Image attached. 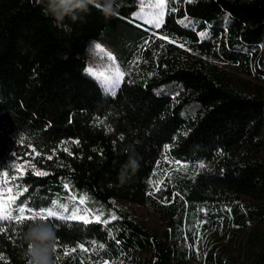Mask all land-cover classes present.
Wrapping results in <instances>:
<instances>
[{
    "label": "trees",
    "instance_id": "1",
    "mask_svg": "<svg viewBox=\"0 0 264 264\" xmlns=\"http://www.w3.org/2000/svg\"><path fill=\"white\" fill-rule=\"evenodd\" d=\"M135 1L117 0L111 17L90 6L57 27L46 0H0V181L12 161L31 160L49 175L28 170L17 203L67 184L117 215L106 225L52 218V264H184L195 240L218 229L242 235L231 237L238 255L214 247L204 264H263L264 0H170L165 25L151 31L132 18ZM89 41L126 71L116 95L84 74ZM112 199L145 205L167 229ZM32 223L0 231V264H26ZM93 241L105 245L99 256L78 247Z\"/></svg>",
    "mask_w": 264,
    "mask_h": 264
},
{
    "label": "snow or ice",
    "instance_id": "2",
    "mask_svg": "<svg viewBox=\"0 0 264 264\" xmlns=\"http://www.w3.org/2000/svg\"><path fill=\"white\" fill-rule=\"evenodd\" d=\"M169 2L170 0H155L153 3L146 4L145 0H140L141 11L134 16V21L140 20L142 21V25H148V28H145V31H151L152 28L161 29L166 22L165 9ZM188 2H191V0H188ZM145 9H147V11H145ZM187 20L188 17L185 16L184 20H181L180 23H184ZM142 25L138 24L137 26L140 27ZM152 35L157 36L158 39L167 40L168 43H173V40L166 35H158L157 32H152ZM199 35L205 37L207 34L201 31ZM93 55L100 58V70L94 72L92 68H89L88 72L94 76L102 77L100 82L105 85L111 95H116L117 89L121 86L124 77L127 75L126 71L117 66L114 69V75L105 72L104 69L106 62L104 61V57H106L107 61H110L112 65H116V61L115 58L100 44L94 45ZM21 140L23 142V138H21ZM65 151H67V149H65ZM32 152H35L37 156L40 155V152L34 147L32 148ZM29 155H31V153H29ZM69 155H72V153L69 152ZM47 159H52V157L49 156ZM32 160H35L34 156L32 157ZM29 166L31 167L33 175H49L47 171L37 169L35 164L30 161H17L11 166H8L6 171H3V181L0 182V231L5 230L6 224H14L15 227L19 229L24 225L25 221L29 220L33 223L28 225V227L41 228L44 226H52V218L65 221L79 220L85 225L93 220L97 223L108 222L101 219L103 213L87 207V201L89 198L86 194H80L79 196L70 194L66 197L68 201L67 203H61L60 199L57 198L53 201L52 207L39 211L30 208L26 200L17 203L19 197L29 191V186L24 183V178L28 173ZM3 167V164L0 163V169H3ZM200 167L203 168L204 165L201 164ZM17 173H19V175H17ZM65 188L69 189V186L65 184ZM69 191L71 192L70 189ZM112 219H116V217L113 216ZM117 243L119 242L117 241ZM58 247V243H55L53 252H56ZM78 247L83 251L91 250L95 255L99 256L100 251L105 248V245L93 241L91 249L85 247L83 244L78 245ZM75 251L76 248H65L63 254L68 255L70 252ZM93 264H119V262L100 257V259L94 261Z\"/></svg>",
    "mask_w": 264,
    "mask_h": 264
},
{
    "label": "rangeland",
    "instance_id": "3",
    "mask_svg": "<svg viewBox=\"0 0 264 264\" xmlns=\"http://www.w3.org/2000/svg\"><path fill=\"white\" fill-rule=\"evenodd\" d=\"M153 2H155V0H145L146 4L153 3ZM135 4L137 6V9L132 14V18H134V16L141 11L140 0H136ZM145 11H147V9H145ZM137 21H140V20H137ZM140 22H142V21H140ZM95 44H97V43L92 42V41L87 42L86 66H85L84 74L87 77L93 79L95 82H97L104 93L111 95L109 93V91L106 89L105 85L100 82V79H102V77L94 76L93 74H90L88 72L89 68H92L94 72H98L100 70V64H99L100 58L93 55ZM104 61L106 62L105 69H104L105 72L107 74H113L114 75V69H115V67H117V65H112L110 61H107L106 57H104ZM248 79L253 80L252 78H248ZM260 154L264 158V148H263V150L260 151ZM49 156L52 157V155H48V156H46V158ZM26 161H30L31 163H33L31 160H26ZM15 162L16 161H12L11 165ZM37 169H39V168H37ZM29 170L31 171L30 166H29ZM39 170H41V169H39ZM18 174L19 173H17V175ZM2 181H0V182H2ZM69 189L71 190V192L69 191ZM69 189H66L64 187L62 193L56 194L55 196H47V195H44V192H43V198L40 201H37V202L34 201V203H32V205L29 207L32 209L38 210V211L39 210H45V209L52 207L53 201L56 200L57 198L60 199L61 203H67L68 201H67L66 197H68L70 194H75L77 196H79L80 194H86V193L80 192L78 190H73L70 186H69ZM86 195L89 198L87 201V207H89L93 210H96L97 212L103 213L101 219L108 221L107 223H101V224L106 225V224L117 219V215L115 214L114 211L109 210L103 204L96 201L90 195H88V194H86ZM112 202L115 206H118V207H121V208L127 210L133 217H135L139 221L145 223L148 227L155 229L159 233H161L163 230L167 229L166 221H163V220L159 219L156 215L150 213L148 211L147 207L143 204L131 203V202L121 201V200H117V199H112ZM227 205L228 204H224L223 207L225 208V206L227 207ZM113 216H115L116 219H112ZM68 221L82 222L79 220H68ZM90 223H97V222H95L93 220ZM232 233L234 234L233 236H236L238 239L240 237H242V235L238 232H234V231L228 230V229H226V230L218 229L217 231H214L210 234H207L204 237L198 238L197 240H195V244L193 246L194 253L190 256L188 261L184 264H204L203 260H204L205 256L207 255V252L209 250L213 249L214 247H215V254L220 252L223 259H229L231 257L235 258L238 255L239 240L234 241L231 238Z\"/></svg>",
    "mask_w": 264,
    "mask_h": 264
},
{
    "label": "clouds",
    "instance_id": "4",
    "mask_svg": "<svg viewBox=\"0 0 264 264\" xmlns=\"http://www.w3.org/2000/svg\"><path fill=\"white\" fill-rule=\"evenodd\" d=\"M45 0H36L37 5L44 4ZM47 7L42 8L45 16H50L57 27L63 26V21L67 18L72 22L81 17L77 12L87 13L89 7H95L106 17L117 15L120 5L117 0H46ZM66 31H70L64 26ZM137 162H129L128 168L131 173L138 169ZM128 170L122 168L119 173L121 183L128 177ZM28 248L24 253L26 264H52L53 248L56 241V230L54 226H44L41 228L29 227L25 233Z\"/></svg>",
    "mask_w": 264,
    "mask_h": 264
},
{
    "label": "built area",
    "instance_id": "5",
    "mask_svg": "<svg viewBox=\"0 0 264 264\" xmlns=\"http://www.w3.org/2000/svg\"><path fill=\"white\" fill-rule=\"evenodd\" d=\"M264 264V263H263Z\"/></svg>",
    "mask_w": 264,
    "mask_h": 264
}]
</instances>
